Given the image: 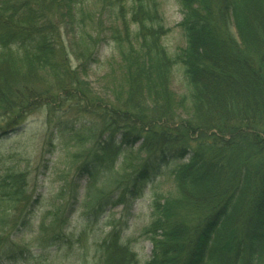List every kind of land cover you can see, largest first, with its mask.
Segmentation results:
<instances>
[{"label": "trees", "instance_id": "16d2710c", "mask_svg": "<svg viewBox=\"0 0 264 264\" xmlns=\"http://www.w3.org/2000/svg\"><path fill=\"white\" fill-rule=\"evenodd\" d=\"M177 2L185 46L171 52L163 0H104L97 12L88 0H0V138L45 108L47 144L56 131L67 147L91 142L76 154L87 220L130 210L168 167L176 194L154 198L147 264H264V0ZM105 37L117 56L100 95L88 78ZM3 170L0 264H21L32 250L6 233L30 228L33 202L27 174ZM67 208L45 245L72 241ZM114 226L96 264H140Z\"/></svg>", "mask_w": 264, "mask_h": 264}, {"label": "rangeland", "instance_id": "374dc122", "mask_svg": "<svg viewBox=\"0 0 264 264\" xmlns=\"http://www.w3.org/2000/svg\"><path fill=\"white\" fill-rule=\"evenodd\" d=\"M102 3L104 0H88V7L97 12ZM163 11L166 24L171 28L163 41L171 52H176L179 47L185 46L179 26L183 15L177 0H163ZM113 46L110 37H105L98 48V61L89 74V82L100 95L105 94L106 82L102 75L106 62L117 56ZM173 89L179 95L186 92L185 80L179 70L175 72ZM2 124L6 122L0 118ZM47 131V111L41 108L30 114L22 125L0 138V174L3 168L25 172L28 194L33 202L30 228L15 230L14 233L8 230L6 233L12 240L26 244L32 250L21 264H96V244L115 224L122 229V240L136 252L140 264H147L152 257L153 245L142 235V230L151 222L155 196L176 194L170 169L163 168L160 176L147 185L130 210H126L124 205L108 207L98 219L87 220L84 217L87 209L83 207L87 199V179L77 173L82 157H76V154L84 155L91 142L82 147H67L56 131L49 145ZM99 187L94 191L98 192ZM110 190L106 188V193ZM90 192L91 195L93 192ZM65 208L64 213L69 215V219L64 230L72 241L67 243L62 240L46 246L42 240L50 232L56 212Z\"/></svg>", "mask_w": 264, "mask_h": 264}]
</instances>
